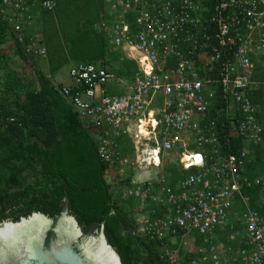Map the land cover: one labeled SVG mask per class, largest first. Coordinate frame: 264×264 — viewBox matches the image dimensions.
Masks as SVG:
<instances>
[{"label":"built area","instance_id":"1","mask_svg":"<svg viewBox=\"0 0 264 264\" xmlns=\"http://www.w3.org/2000/svg\"><path fill=\"white\" fill-rule=\"evenodd\" d=\"M100 1L95 31L136 73L125 80L102 64H79L68 69L71 84L57 90L95 141L107 181L115 187L123 169L132 171L120 192L138 202L131 235L163 243L168 264H264V219L242 194L257 187L254 205H264V179L244 175L248 147L263 132L250 96L255 62L264 60V0ZM55 8L56 0H0L11 43L46 59L41 34L28 31L36 10ZM234 138L243 145L239 155H224ZM120 140L130 155H121ZM170 154L183 171L195 169L175 187L159 171ZM226 229L238 247L223 245Z\"/></svg>","mask_w":264,"mask_h":264},{"label":"trees","instance_id":"2","mask_svg":"<svg viewBox=\"0 0 264 264\" xmlns=\"http://www.w3.org/2000/svg\"><path fill=\"white\" fill-rule=\"evenodd\" d=\"M103 11L100 0H56L53 13L45 12L51 24L43 27L47 49L48 75L43 74L34 59L26 56L15 44V56L33 72L29 81L19 73L3 69L0 54V223L17 222L33 213L54 218L65 207L75 218L82 232L93 234L102 229L106 242L118 255L121 264H168L161 259V242H147L131 235L135 229L133 209L138 202L123 200L121 190L129 186L131 174L114 185L107 182L108 166L97 155V146L76 113L58 93L51 77L66 66L102 64L117 77L131 80L136 65L112 51L106 39L95 31ZM47 20V23H49ZM52 26L51 37L48 30ZM13 40V35L0 17V48ZM255 62L253 81L257 88L250 99L263 130L261 139L250 144L244 175L250 180L264 179V66ZM121 144V155L132 153L129 142ZM224 155H239L241 139H230ZM190 172L167 167L171 187ZM257 187L245 188L242 194L251 200V207L264 219V205L255 206L260 197ZM264 196V192H263ZM149 210H157L149 206ZM240 214L236 204L233 209ZM241 230L240 223L233 224ZM232 232L221 234L224 246L238 247L239 241L227 239ZM202 238L196 239L201 245Z\"/></svg>","mask_w":264,"mask_h":264},{"label":"water","instance_id":"3","mask_svg":"<svg viewBox=\"0 0 264 264\" xmlns=\"http://www.w3.org/2000/svg\"><path fill=\"white\" fill-rule=\"evenodd\" d=\"M0 264H121L102 229L82 232L65 207L54 218L33 213L0 223Z\"/></svg>","mask_w":264,"mask_h":264},{"label":"rangeland","instance_id":"4","mask_svg":"<svg viewBox=\"0 0 264 264\" xmlns=\"http://www.w3.org/2000/svg\"><path fill=\"white\" fill-rule=\"evenodd\" d=\"M45 20L42 21V23L45 25L46 22H44ZM47 27V25H46ZM40 33V32H38ZM48 34L49 36L51 37L52 35V26L49 28L48 30ZM0 54L1 56L4 57V61L2 63V67L3 69H6V70H12V71H15L17 73H19L20 75L23 76V78L25 79H28L29 81H32L34 79V75H33V72L28 69V66H26L25 64L21 63L18 58L15 56V52L14 51H11L9 49H5L4 50V47L0 48ZM35 64H36V67L45 75L49 76L48 75V66H47V60L46 59H43V60H36L34 61ZM70 66V65H69ZM69 66H66L64 67L63 71H62V75L67 77L68 79V76H66L65 74H67V70L69 68ZM0 75H2V73H0ZM123 146L127 147L126 144H123ZM128 148V147H127ZM177 159H178V156L175 155V154H170L168 156H165L161 159V166H160V170H162L163 172L165 171V169L171 165H176L177 168L179 169V164L177 165ZM149 171L154 174L157 172V170L153 169L151 167V169H149ZM132 172L130 170H127V169H123V173L121 176V178H118L117 180L120 181V179H125L126 177L129 176V173ZM116 173V172H115ZM109 184H111V182H114V179L111 181L108 179L107 181ZM118 186V185H116ZM114 187V189L117 191L119 188L118 187ZM118 188V189H117ZM118 192V191H117ZM119 192H120V189H119Z\"/></svg>","mask_w":264,"mask_h":264},{"label":"crops","instance_id":"5","mask_svg":"<svg viewBox=\"0 0 264 264\" xmlns=\"http://www.w3.org/2000/svg\"><path fill=\"white\" fill-rule=\"evenodd\" d=\"M43 20H45L44 22H46L45 25L51 24L49 18L44 14V11L36 10V12H35V20L33 22L32 28L29 29L28 34L29 35H33L35 33L40 32L41 36L43 37V27H45V25L42 23ZM47 20H49V23H47ZM48 27H51V26H48ZM5 49L6 50L9 49L11 51H14L15 50V46L11 42H9L8 44H6V46H4V50ZM63 70L64 69H61L56 75L51 77L53 85H56V86H69L71 84L70 80L67 79V77L62 75V71ZM67 73H68V70H67ZM65 75L67 76V74H65Z\"/></svg>","mask_w":264,"mask_h":264},{"label":"flooded vegetation","instance_id":"6","mask_svg":"<svg viewBox=\"0 0 264 264\" xmlns=\"http://www.w3.org/2000/svg\"><path fill=\"white\" fill-rule=\"evenodd\" d=\"M4 222H6V221H4ZM12 222V221H11ZM18 222V221H17ZM2 223V222H1ZM15 223V222H14ZM88 234V233H87ZM89 235H91V234H89Z\"/></svg>","mask_w":264,"mask_h":264},{"label":"bare ground","instance_id":"7","mask_svg":"<svg viewBox=\"0 0 264 264\" xmlns=\"http://www.w3.org/2000/svg\"><path fill=\"white\" fill-rule=\"evenodd\" d=\"M196 159H198V158H196Z\"/></svg>","mask_w":264,"mask_h":264}]
</instances>
